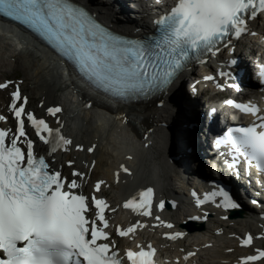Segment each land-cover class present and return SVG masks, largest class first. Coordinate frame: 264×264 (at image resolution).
Segmentation results:
<instances>
[{
  "label": "snow or ice",
  "instance_id": "obj_1",
  "mask_svg": "<svg viewBox=\"0 0 264 264\" xmlns=\"http://www.w3.org/2000/svg\"><path fill=\"white\" fill-rule=\"evenodd\" d=\"M258 13H264V0H174L173 6L154 21L160 37L152 45L114 38L83 8L69 0H0V15L27 24L73 60L97 87L121 97L163 88L189 55L205 51L215 55L220 46L227 47L224 41L229 37L235 39L248 32L246 21L254 19ZM227 50L231 52L232 48ZM218 74L229 75L224 71ZM261 74L264 76V67ZM6 86L7 82L0 84V88ZM11 97L8 108L16 120L15 132L9 134L8 130L0 129V264H124L115 243L108 242L106 202L93 196L91 205L95 213L94 218L89 219L87 197L74 191L80 185L75 179L61 178V173L50 169L46 158L37 154L33 140L25 132L22 114L26 115L39 141L48 146L49 154L57 149L66 150L65 146L71 141L62 136L59 129L50 128L44 119H37L31 111H26L23 103L16 106L20 99L18 89ZM24 100L26 103L27 98ZM226 103L234 104L231 100ZM234 106L251 114L255 120L246 127L230 129L225 139L217 143L231 145L230 150L243 157L246 169L254 164L264 173V116L257 114L259 109L253 104ZM60 111L59 107L47 109L51 115ZM4 119L0 116V120ZM20 138L26 151L19 146ZM88 151L92 152L93 148L89 147ZM234 163L228 167L233 168ZM120 168L127 171L123 165ZM72 175L83 177L84 174L73 170ZM102 183L98 181L95 190L98 191ZM138 196L139 201L128 199L123 207L149 216L152 189L146 188ZM217 196L221 197L217 207H237L223 189L207 194L204 200L197 198L196 206ZM161 206L157 204V210ZM138 225L144 227L139 221L123 229L117 225L116 235L127 236ZM164 226L172 227L171 224ZM165 235L175 239L182 233ZM240 243H251V237L245 236ZM137 248L139 251L125 249L128 264H155V250L150 244L147 250L140 245ZM257 251V255L243 257L241 264L264 257V251Z\"/></svg>",
  "mask_w": 264,
  "mask_h": 264
},
{
  "label": "bare ground",
  "instance_id": "obj_2",
  "mask_svg": "<svg viewBox=\"0 0 264 264\" xmlns=\"http://www.w3.org/2000/svg\"><path fill=\"white\" fill-rule=\"evenodd\" d=\"M71 1L84 8L93 19L108 30L119 35L140 38L151 28L146 21L148 18L146 13L140 7L139 11L133 5L130 6L135 0ZM262 23L261 17L257 15L246 23L248 32L235 39L230 38L227 47L219 48L215 55H209L200 64L203 75L196 71L198 67L196 63L188 65L150 100L130 109L112 111L91 103L87 97L76 92L61 77L60 69L54 64L47 50H42L40 46L31 48L28 43L11 42L10 36L0 38L1 66H7L4 58L8 56L23 72L22 83L13 78L15 80L7 90L21 87L27 100L25 103L23 97L20 104H24L26 111H31L35 118L44 119L51 128L59 129L71 141L70 145L65 146L66 150H60L53 155L55 160L52 167L64 173L70 181L76 180L80 185L75 189L77 193L84 195L94 193L111 203L106 216L112 219L110 233L112 243H116V250L132 244H146L151 240L161 251L162 260L177 261L180 264H203L202 256L207 259L205 264H241L238 263L240 258L256 255L257 250L264 251V213L250 210V202L247 199L251 196L248 194L243 195L237 189L232 192L234 201L240 204L241 209L247 210L243 212L241 218L235 219L226 218L222 209H215L211 205L201 209L197 208L193 201L189 205L181 201L189 196L187 176L192 181L197 177L198 181H194L191 187L199 199L211 193L208 183L203 184L199 179L207 172V160L198 156L206 154L209 145L208 139L199 134L200 120L197 109H204L206 112L216 111L218 126L223 122L232 125L229 122V107L226 106L228 105L226 101L215 104L209 101L211 97H215L214 95L208 100H204L202 96L211 89V86L223 88L226 82L231 83L233 67L230 61L234 62V65H239V69L247 70V65L237 59V55L245 57L244 45L252 44V48H255L252 34L260 33L264 36ZM18 34L22 36L21 33ZM228 47L232 48L231 52L227 50ZM23 58L27 60V64H23L21 61ZM222 67L229 73L226 82L221 80L218 74V69ZM236 71L234 79H240L239 82L242 83L244 76L237 75V67ZM206 76H211L212 79L206 80ZM247 82L249 87L254 89L255 83L250 78ZM2 83L6 82L1 81ZM192 83L195 84L192 86ZM180 93L184 96L185 111L178 117L176 115L180 107L177 97ZM238 94L235 97H239ZM29 97L36 100V107L26 105ZM11 98L9 93L0 96V116H7L10 112L8 103ZM50 107H59L61 111L51 115L47 112ZM7 126L9 125L0 121V128ZM176 133L178 134L176 141L181 151L178 154L187 170L184 172L187 187L183 182L171 183L172 174L178 165L177 162H173L177 156V153H173ZM28 135L33 141L36 140V150L45 151L44 145L35 134ZM89 147L93 148L92 152L88 151ZM74 148H77V151ZM62 161H71L72 165L69 166H73L71 171L77 170L84 174L83 177L72 178L69 173L65 174L66 166ZM121 165L127 171H122ZM97 181H103V186L98 192H94L93 186ZM146 188L152 189L149 216L134 213L130 208L123 207L128 199L139 201L138 193ZM108 189L110 194L106 195L105 190ZM159 202H167L168 207L157 210L156 205ZM118 211L122 214L114 217V212ZM157 217L159 219H156ZM192 217H196L195 226L199 227L202 224L203 229L183 234L184 229L181 225ZM138 221L144 227L138 225L127 236L116 235L117 225L123 229ZM164 224H171L172 227L167 228ZM173 232L182 235L173 240L166 237L165 233ZM245 236L251 237V243L241 245L240 240ZM189 252H193L194 256L185 259ZM247 264H264V258L259 262L250 261Z\"/></svg>",
  "mask_w": 264,
  "mask_h": 264
},
{
  "label": "rangeland",
  "instance_id": "obj_3",
  "mask_svg": "<svg viewBox=\"0 0 264 264\" xmlns=\"http://www.w3.org/2000/svg\"><path fill=\"white\" fill-rule=\"evenodd\" d=\"M242 57H244V56H242ZM4 61L7 64V66H1V64H0V81H2V82L3 81L4 82L5 81H13V78H15L16 79V80L14 79L15 81H19L20 83H22V81H23V79H22L23 78V76H22L23 75L22 69L21 68H18L17 66H15V64L13 63V60L10 59L8 56H6L4 58ZM21 61L23 62V64H27V60L25 58H23ZM198 70H199V68L196 67V71H198ZM183 86H185V84ZM21 90H22L23 95H24L25 93H24V91H23L22 88H21ZM7 93H10V90L1 91L0 92V96L5 95ZM228 93H229V91H228ZM229 95H230V93H229ZM205 96H206V94L204 96H202V98H204V100H208L210 98V96H213V95H211V92H207V96L206 97ZM28 99L29 100H28V102L26 104L27 106H31V107H36L37 106V102H36L35 99H31V97H29ZM213 99H214V97H211L209 99V101L210 102H214ZM74 150L77 151V148H74ZM63 157H64V155H63ZM63 157H61V159H63ZM62 164L66 166V173L67 174L68 173L70 174V171L72 170L73 166L70 167V168L67 167L68 166L67 164H69V163L68 162H65V161L64 162L62 161ZM176 170H178V167L176 168ZM105 193H106V195H109L110 194V190L109 189L108 190H105ZM202 260H203L202 261L203 264L205 263V261H207V259L205 258V256H202Z\"/></svg>",
  "mask_w": 264,
  "mask_h": 264
},
{
  "label": "water",
  "instance_id": "obj_4",
  "mask_svg": "<svg viewBox=\"0 0 264 264\" xmlns=\"http://www.w3.org/2000/svg\"><path fill=\"white\" fill-rule=\"evenodd\" d=\"M69 2L70 3H73V4H75L74 2H72L71 0H69ZM75 5H77V4H75ZM77 6H79V5H77ZM79 7H81V6H79ZM82 8V7H81ZM84 9V8H83ZM85 10V9H84ZM86 11V10H85ZM86 13L89 15V12H87L86 11ZM89 17L92 19V20H94V21H96L95 19H93L90 15H89ZM96 22H98V21H96ZM99 23V22H98ZM101 24V23H100ZM102 26H103V24H102ZM107 28V27H106Z\"/></svg>",
  "mask_w": 264,
  "mask_h": 264
}]
</instances>
